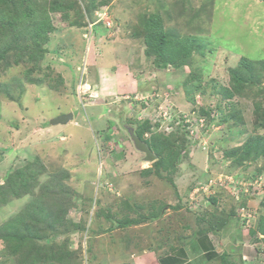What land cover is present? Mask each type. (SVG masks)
<instances>
[{
  "label": "rangeland",
  "instance_id": "374dc122",
  "mask_svg": "<svg viewBox=\"0 0 264 264\" xmlns=\"http://www.w3.org/2000/svg\"><path fill=\"white\" fill-rule=\"evenodd\" d=\"M47 10L1 33L0 264H129L202 234L253 250L226 264H264V148L250 142L264 146V0ZM67 113L69 126L49 124ZM91 131L111 173L77 190L68 171ZM90 160L78 179L95 176ZM13 174L29 184L5 186Z\"/></svg>",
  "mask_w": 264,
  "mask_h": 264
},
{
  "label": "crops",
  "instance_id": "0c3cea01",
  "mask_svg": "<svg viewBox=\"0 0 264 264\" xmlns=\"http://www.w3.org/2000/svg\"><path fill=\"white\" fill-rule=\"evenodd\" d=\"M104 173L106 170L103 168ZM232 240L233 242L226 238L202 234L188 242L175 245L165 255L160 256L157 249L156 252L148 251L131 256L129 264H226L224 263L226 257L241 254L249 258L254 255L253 250L246 249L248 245L244 246L243 240L241 242L238 238Z\"/></svg>",
  "mask_w": 264,
  "mask_h": 264
},
{
  "label": "trees",
  "instance_id": "16d2710c",
  "mask_svg": "<svg viewBox=\"0 0 264 264\" xmlns=\"http://www.w3.org/2000/svg\"><path fill=\"white\" fill-rule=\"evenodd\" d=\"M48 2H51V0H0V62L5 61L6 55H9L7 49H5L4 40H1V33L4 31L2 29L7 30L11 29L12 27L15 28L18 23L20 24L27 19H34L31 17H33L35 14H41V16H45L48 19V10L46 11V4H48ZM52 4H54V1ZM236 78L237 83L241 82L239 75H237ZM241 91L242 90L240 89V86H235L232 92H225L224 96L230 99L233 94H239L241 93ZM202 112L209 115L208 111L203 110ZM233 114L234 112L232 108L230 113L225 116V121H227L230 117L234 118ZM259 139L260 138L252 139L250 140V142H252L253 144L252 147H258L259 150H261V148H264V146H261L256 142L259 141ZM8 180L9 181L5 184V186L7 187L16 186V184L18 183L21 186L29 184V179L26 178V175L22 178H19L18 175L13 174ZM224 263H228V260L226 258L224 260Z\"/></svg>",
  "mask_w": 264,
  "mask_h": 264
},
{
  "label": "clouds",
  "instance_id": "9594fccd",
  "mask_svg": "<svg viewBox=\"0 0 264 264\" xmlns=\"http://www.w3.org/2000/svg\"><path fill=\"white\" fill-rule=\"evenodd\" d=\"M42 79H43V81H44V83L45 82H47V83H49V81H51V77L49 76V74L47 73L44 77H42ZM42 79L40 80V81H42ZM49 85H50V83H49ZM48 85V86H49ZM44 87H46V86H44ZM47 88H49V87H47ZM51 91H53L52 90V88H49ZM39 90V89H38ZM43 100H45V99H43ZM39 102L40 103H42V101L41 100H39ZM87 104L86 103H83V108H85V106H86ZM97 112V111H96ZM96 112L95 113H92L91 112V109H89V110H87V112H85L87 115H92V116H95V114H96ZM103 113V112H102ZM67 114H69V113H67ZM73 114V119H72V121H70L68 124H66V125H69V124H71L73 121H74V113H72ZM99 114V113H98ZM97 114V115H98ZM63 115H65V114H63ZM59 116H61V115H59ZM59 116H57V117H59ZM57 117H55V118H57ZM52 119H54V118H52ZM52 119H50L49 120V124H50V121L52 120ZM96 123V122H95ZM91 124H93V123H91ZM51 125V124H50ZM66 125H61V126H66ZM89 125H90V123H89ZM52 126V125H51ZM57 126H60V125H57ZM97 126H99V125H97ZM100 127V126H99ZM79 131H81V130H79ZM85 131H87V130H85ZM92 132V131H91ZM93 134H94V136H95V138H93V137H91L90 136V134L87 132V133H85V135L84 134H82L83 136H84V140H88V139H92V141H93V145L91 146V148H89L90 147V144H89V146H87V141H85V142H83V141H78L79 142V144H81V146H82V144H83V147H84V149H85V152L83 151V152H81V153H79V156H83V158H85V157H89L88 159L87 158H85V159H80V160H78V161H76V163H75V165L74 164H72L71 165V167L69 168L70 169V171H68L71 175H72V177L75 179L74 181H76L77 182V184H78V187H77V190L78 189H80V188H86L87 187V185H88V183H90V182H92L93 180H94V178L97 180V179H99L101 176H103L104 174L105 175H107V176H105V177H108V175H110V171H108V168L106 169V173H104L103 174V166H104V162H103V164L102 165H100V164H98L97 163V161H96V156L94 157L93 156V154H92V152L94 151V150H92L93 148H97V142H96V137H97V134H99V131H98V133H95V132H92ZM99 136H100V134H99ZM101 139H103V140H105L106 138H104L103 137V135L101 134V137H100ZM140 140V139H139ZM89 141V140H88ZM141 141V140H140ZM71 143V142H70ZM134 146H135V144H134ZM135 149H136V151H138V152H141V151H139L136 147H135ZM97 152H98V148H97ZM145 154V153H144ZM97 155V154H96ZM146 155V154H145ZM78 156V157H79ZM77 157V158H78ZM90 158L91 159H93L94 161H95V166L92 168V171L94 172L95 171V176H93V178L92 179H88V178H86V179H78L75 175H74V173H76V171H77V169H78V167H76V165H80V167H79V170H78V172H81L82 174H83V177H86V176H88V174H87V172H86V170H84V169H82V165L84 164V166L85 165H88V164H92V162H90L91 160H90ZM87 159V160H86ZM106 165H107V163H105ZM67 172V173H68ZM77 172V173H78ZM72 177L69 175V178L67 179V181L65 180V183H66V186L67 187H69L68 186V183H69V185H70V182H71V180L70 179H72ZM82 180H87L86 182H83L82 184H79V182H81ZM101 183H102V181H101ZM200 236V235H199ZM159 247V246H158ZM161 255H165V254H161L160 253V256Z\"/></svg>",
  "mask_w": 264,
  "mask_h": 264
},
{
  "label": "water",
  "instance_id": "95a60500",
  "mask_svg": "<svg viewBox=\"0 0 264 264\" xmlns=\"http://www.w3.org/2000/svg\"><path fill=\"white\" fill-rule=\"evenodd\" d=\"M73 119V114H65L61 115L57 118H54L50 121L52 126H57V125H66ZM133 132V131H132ZM135 147L146 154L145 161H153L155 159V156L151 153V151L148 149V147L144 144L141 143V141L137 138H133Z\"/></svg>",
  "mask_w": 264,
  "mask_h": 264
}]
</instances>
